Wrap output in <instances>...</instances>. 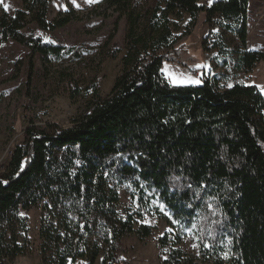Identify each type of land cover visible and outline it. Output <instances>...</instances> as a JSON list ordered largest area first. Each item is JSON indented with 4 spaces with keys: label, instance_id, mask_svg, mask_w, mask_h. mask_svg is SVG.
Wrapping results in <instances>:
<instances>
[{
    "label": "trees",
    "instance_id": "obj_1",
    "mask_svg": "<svg viewBox=\"0 0 264 264\" xmlns=\"http://www.w3.org/2000/svg\"><path fill=\"white\" fill-rule=\"evenodd\" d=\"M53 1L21 0L13 16L0 15V43L27 51L29 88L37 64L83 57L26 32L35 26L53 33L71 22L60 15L48 21ZM133 2H104L126 13L128 29L123 74L111 93L100 96L98 79L86 87L68 80L71 99L88 100L86 112L67 129L27 128L0 174V264L30 252L27 214L37 208L40 264H95L102 245L103 264L116 262L125 236L142 243L152 237L153 228L136 225L156 199L175 220L159 240L169 248L162 264H194L181 247L188 231L205 264H264V95L255 85L223 84L264 61V52L248 47L249 0H155L144 25ZM182 13L190 27L204 14L218 29L202 47L216 53L210 63L221 72L202 76L199 85L172 86L162 73L176 60L167 57L168 18ZM103 54L109 61L121 52ZM123 185L133 190V212L120 203Z\"/></svg>",
    "mask_w": 264,
    "mask_h": 264
},
{
    "label": "rangeland",
    "instance_id": "obj_2",
    "mask_svg": "<svg viewBox=\"0 0 264 264\" xmlns=\"http://www.w3.org/2000/svg\"><path fill=\"white\" fill-rule=\"evenodd\" d=\"M218 1V0H212ZM105 0H54L51 4L48 21L59 15L70 17L71 22L53 33L44 34L35 26L26 31L43 39L46 43L81 50L83 57L72 61L64 59L53 66L37 64L32 87H27L29 74L27 51L8 42L0 43V174L5 172L10 153L23 141V132L29 127L46 128L57 126L67 129L74 125L87 108L88 100L78 95L71 99L68 92V80H76L86 87L93 80L100 81V96L107 97L116 80L123 74V56L127 51L126 13L116 12L105 5ZM201 6L209 5V0H197ZM135 14L141 15V25L147 22V12L155 0H134ZM7 4L8 10L4 8ZM22 8L21 0H0V15L3 12L13 16ZM169 43L171 51L168 58H175L171 63H164L162 73L172 86H194L201 83L206 74L217 75L210 60L215 52H206L202 47L203 39L209 33L217 32V27L205 23L204 14L199 15L194 27H190L187 14H173L169 18ZM249 36L248 47L254 51L264 52V0H249ZM140 34V31H139ZM106 48L119 49L121 54L116 60L105 61L103 52ZM177 52V53H176ZM203 67H197V66ZM194 69V71H192ZM169 73L174 75H169ZM191 77L199 83H174L173 79L186 80ZM240 82L247 85L264 86V61L257 65L251 75L227 76L223 84L231 86ZM264 95V91L258 88ZM120 203L125 210L135 211L137 202L132 197L129 185L117 188ZM161 205L163 210H161ZM153 211L137 221L136 227L145 225L153 228V235L144 243L136 235L125 236L121 243L116 262L108 260L106 264H162L169 248L161 249L159 240L172 232L175 220L167 207L156 199ZM41 209H34L27 214L30 252L10 264H40L38 256ZM22 238V235H20ZM182 249L194 259V264H205L199 258L196 240L188 231L182 239ZM95 264H103L107 248ZM79 264H88L82 261Z\"/></svg>",
    "mask_w": 264,
    "mask_h": 264
},
{
    "label": "snow or ice",
    "instance_id": "obj_3",
    "mask_svg": "<svg viewBox=\"0 0 264 264\" xmlns=\"http://www.w3.org/2000/svg\"><path fill=\"white\" fill-rule=\"evenodd\" d=\"M88 2L89 3H91L92 2V0H88ZM212 3V0H209V4H211ZM8 5L7 4H4V8H5V10L7 11L8 10ZM197 67H203V66H197ZM169 75H174V74H171V73H169ZM173 82L174 83H184V82H189V83H199L200 81L199 80H193V79H191V77H188V78H186V80H180V79H176V78H174L173 79ZM257 87L258 88H261V90L262 91H264V86H260V85H257ZM161 210H163V206L161 205ZM21 215H23V213H21ZM225 257H227V254H225ZM167 257H165V259H166ZM70 264H71V262H70Z\"/></svg>",
    "mask_w": 264,
    "mask_h": 264
},
{
    "label": "built area",
    "instance_id": "obj_4",
    "mask_svg": "<svg viewBox=\"0 0 264 264\" xmlns=\"http://www.w3.org/2000/svg\"><path fill=\"white\" fill-rule=\"evenodd\" d=\"M192 71H194V69H193ZM11 153H12V152H11ZM11 153H10V156H11Z\"/></svg>",
    "mask_w": 264,
    "mask_h": 264
}]
</instances>
